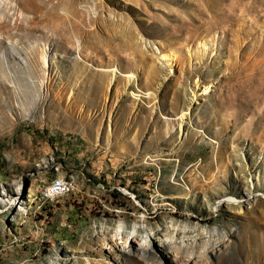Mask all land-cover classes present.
<instances>
[{
	"label": "rangeland",
	"instance_id": "1",
	"mask_svg": "<svg viewBox=\"0 0 264 264\" xmlns=\"http://www.w3.org/2000/svg\"><path fill=\"white\" fill-rule=\"evenodd\" d=\"M261 45L264 0H0V264H264Z\"/></svg>",
	"mask_w": 264,
	"mask_h": 264
},
{
	"label": "bare ground",
	"instance_id": "2",
	"mask_svg": "<svg viewBox=\"0 0 264 264\" xmlns=\"http://www.w3.org/2000/svg\"><path fill=\"white\" fill-rule=\"evenodd\" d=\"M263 39V38H262ZM202 42V41H201ZM200 42V43H201ZM261 42V41H260ZM203 44V43H202ZM201 44V45H202ZM263 44V43H262ZM204 45V44H203ZM202 45V46H203ZM259 45V44H258ZM206 47V46H205ZM204 48V47H203ZM260 49H264V45H261L260 46ZM257 52H258V48H257ZM261 52V51H260ZM260 52H258L259 54H260ZM263 53V52H262ZM261 56H264V54L263 55H261ZM262 58V57H261ZM264 61V60H263ZM256 63V62H255ZM260 63V62H259ZM62 182H64V180L63 179H58V180H56V181H54L53 183H51L50 185H57V184H59V183H62ZM66 182V181H65ZM49 185V186H50ZM70 187V186H69ZM69 187H61L60 189H59V191L57 192V193H54V195H58V194H62V193H64V191H67L68 189H69ZM54 195H46V196H54ZM227 200H229V198H223V199H221V200H219V201H227ZM135 231H136V229L135 228H132L131 230H130V232H132V233H135ZM118 233H120V232H118Z\"/></svg>",
	"mask_w": 264,
	"mask_h": 264
},
{
	"label": "built area",
	"instance_id": "3",
	"mask_svg": "<svg viewBox=\"0 0 264 264\" xmlns=\"http://www.w3.org/2000/svg\"><path fill=\"white\" fill-rule=\"evenodd\" d=\"M70 183L62 182L57 185H50L45 188L44 194L45 195H54V193H57L61 187H69Z\"/></svg>",
	"mask_w": 264,
	"mask_h": 264
}]
</instances>
